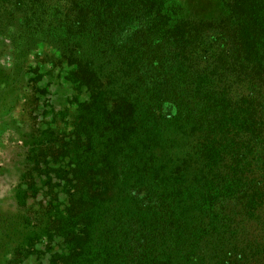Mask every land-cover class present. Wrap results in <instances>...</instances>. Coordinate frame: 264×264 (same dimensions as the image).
<instances>
[{
	"label": "trees",
	"instance_id": "trees-1",
	"mask_svg": "<svg viewBox=\"0 0 264 264\" xmlns=\"http://www.w3.org/2000/svg\"><path fill=\"white\" fill-rule=\"evenodd\" d=\"M217 3L0 0L3 38L56 50L75 93L45 135L55 264H264V0Z\"/></svg>",
	"mask_w": 264,
	"mask_h": 264
},
{
	"label": "rangeland",
	"instance_id": "rangeland-1",
	"mask_svg": "<svg viewBox=\"0 0 264 264\" xmlns=\"http://www.w3.org/2000/svg\"><path fill=\"white\" fill-rule=\"evenodd\" d=\"M175 1L205 17L219 12L217 0ZM8 31L0 19V264H55L49 233L66 217L69 193L64 174L58 172L53 191L50 176L68 158L53 162L45 135L50 127L70 131L75 93L61 78L69 68L56 50L40 43L20 58L3 38Z\"/></svg>",
	"mask_w": 264,
	"mask_h": 264
}]
</instances>
